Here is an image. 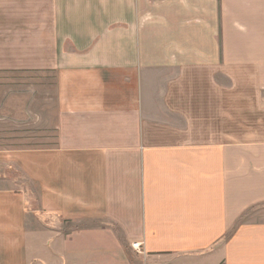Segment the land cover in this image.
Wrapping results in <instances>:
<instances>
[{
  "label": "crops",
  "instance_id": "crops-1",
  "mask_svg": "<svg viewBox=\"0 0 264 264\" xmlns=\"http://www.w3.org/2000/svg\"><path fill=\"white\" fill-rule=\"evenodd\" d=\"M13 76L0 264H264V0H0Z\"/></svg>",
  "mask_w": 264,
  "mask_h": 264
},
{
  "label": "rangeland",
  "instance_id": "rangeland-1",
  "mask_svg": "<svg viewBox=\"0 0 264 264\" xmlns=\"http://www.w3.org/2000/svg\"><path fill=\"white\" fill-rule=\"evenodd\" d=\"M29 82L28 77H0V93L3 92L4 87H8L7 89L12 92L15 86H26L27 88L30 85ZM11 94L14 97V94ZM20 100L19 95L17 100L14 98L7 100L6 111L8 117L6 120H0V149L2 150L40 145V142H37L41 136L39 129L36 128L37 124L33 123L27 115H21L22 101ZM1 103L3 105L4 101H1ZM28 104L29 100L27 101ZM16 111H18V114L15 115Z\"/></svg>",
  "mask_w": 264,
  "mask_h": 264
},
{
  "label": "built area",
  "instance_id": "built-area-1",
  "mask_svg": "<svg viewBox=\"0 0 264 264\" xmlns=\"http://www.w3.org/2000/svg\"><path fill=\"white\" fill-rule=\"evenodd\" d=\"M135 247H137V248H138V247H139V245H138V244H136V245H135Z\"/></svg>",
  "mask_w": 264,
  "mask_h": 264
}]
</instances>
